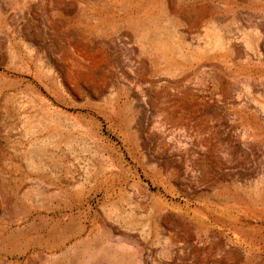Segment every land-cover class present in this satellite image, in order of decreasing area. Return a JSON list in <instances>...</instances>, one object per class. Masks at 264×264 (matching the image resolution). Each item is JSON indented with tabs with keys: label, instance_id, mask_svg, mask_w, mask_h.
Masks as SVG:
<instances>
[{
	"label": "rangeland",
	"instance_id": "rangeland-1",
	"mask_svg": "<svg viewBox=\"0 0 264 264\" xmlns=\"http://www.w3.org/2000/svg\"><path fill=\"white\" fill-rule=\"evenodd\" d=\"M0 264H264V0H0Z\"/></svg>",
	"mask_w": 264,
	"mask_h": 264
}]
</instances>
